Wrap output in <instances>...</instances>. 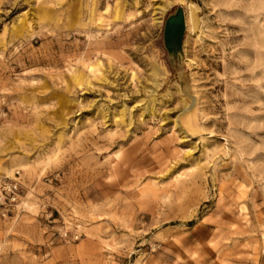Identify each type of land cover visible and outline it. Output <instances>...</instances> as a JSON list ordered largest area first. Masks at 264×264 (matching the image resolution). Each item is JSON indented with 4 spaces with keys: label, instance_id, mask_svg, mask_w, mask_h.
I'll list each match as a JSON object with an SVG mask.
<instances>
[{
    "label": "rangeland",
    "instance_id": "rangeland-1",
    "mask_svg": "<svg viewBox=\"0 0 264 264\" xmlns=\"http://www.w3.org/2000/svg\"><path fill=\"white\" fill-rule=\"evenodd\" d=\"M0 264H264V0H0Z\"/></svg>",
    "mask_w": 264,
    "mask_h": 264
},
{
    "label": "water",
    "instance_id": "water-1",
    "mask_svg": "<svg viewBox=\"0 0 264 264\" xmlns=\"http://www.w3.org/2000/svg\"><path fill=\"white\" fill-rule=\"evenodd\" d=\"M186 31L185 9L177 4L163 21L162 44L170 65L183 71V38Z\"/></svg>",
    "mask_w": 264,
    "mask_h": 264
},
{
    "label": "built area",
    "instance_id": "built-area-1",
    "mask_svg": "<svg viewBox=\"0 0 264 264\" xmlns=\"http://www.w3.org/2000/svg\"><path fill=\"white\" fill-rule=\"evenodd\" d=\"M2 187L5 191H8V194L14 193L16 184H13L12 182H3Z\"/></svg>",
    "mask_w": 264,
    "mask_h": 264
}]
</instances>
